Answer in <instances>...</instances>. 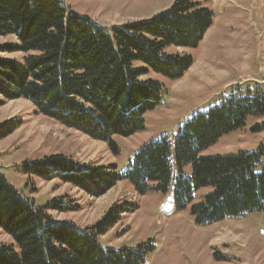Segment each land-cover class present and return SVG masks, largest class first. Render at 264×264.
<instances>
[{
	"label": "trees",
	"instance_id": "1",
	"mask_svg": "<svg viewBox=\"0 0 264 264\" xmlns=\"http://www.w3.org/2000/svg\"><path fill=\"white\" fill-rule=\"evenodd\" d=\"M213 24L214 13L204 0H174L148 20L109 31L70 13L60 0H0V36L17 39L0 45V96L25 99L39 115L107 142L116 152L112 138L143 131L146 114L163 100V86L149 76L173 82L183 78L193 59L169 50L198 48ZM12 54L22 58L4 57ZM262 115L264 93L237 88L171 136L145 144L124 173L114 166L109 174L79 169L60 156L27 162L23 169L27 175L58 177L101 191L128 179L139 195L172 193L178 210L193 204L191 215L200 226L255 212L264 215V141L253 151L205 155L249 117ZM17 127L1 123L0 140ZM188 167L191 175L185 173ZM201 190L206 192L195 202ZM117 220L108 215L87 230L55 222L0 174V231L12 240L0 246V264H146L154 252L150 244L119 250L99 244Z\"/></svg>",
	"mask_w": 264,
	"mask_h": 264
},
{
	"label": "rangeland",
	"instance_id": "2",
	"mask_svg": "<svg viewBox=\"0 0 264 264\" xmlns=\"http://www.w3.org/2000/svg\"><path fill=\"white\" fill-rule=\"evenodd\" d=\"M65 8L87 17L103 30L148 20L168 9L174 0H60ZM214 13V24L193 50L171 48L172 54H189L192 67L178 81L161 75L149 77L164 89L160 105L146 114L144 130L131 136L97 141L39 115L25 99L0 96V124L13 122L17 130L0 140V174L35 210L55 222H68L87 230L106 216L117 223L98 238L102 247L133 248L150 244L154 252L146 264H264V215L250 213L200 226L191 207L178 210L172 193L148 191L139 195L128 179L108 191L77 187L60 178L45 180L27 175L23 165L48 157H61L86 168L124 173L135 154L147 143L171 136L183 122L206 112L237 88L264 93V0H204ZM13 36H0V45L15 44ZM20 60L21 54L4 55ZM259 132H253V128ZM264 141V115L249 117L245 126L224 135L205 155L253 151ZM191 175L190 167L185 170ZM105 192V193H103ZM206 191L195 193L198 202ZM47 206H49L47 208ZM62 206L66 209H57ZM12 240L0 231V246Z\"/></svg>",
	"mask_w": 264,
	"mask_h": 264
}]
</instances>
